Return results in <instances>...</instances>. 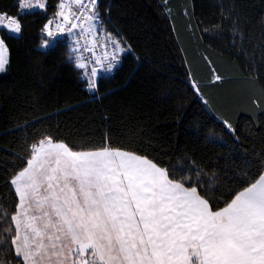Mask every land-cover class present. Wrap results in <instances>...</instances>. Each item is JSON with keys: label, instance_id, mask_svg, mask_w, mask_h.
Here are the masks:
<instances>
[{"label": "trees", "instance_id": "obj_1", "mask_svg": "<svg viewBox=\"0 0 264 264\" xmlns=\"http://www.w3.org/2000/svg\"><path fill=\"white\" fill-rule=\"evenodd\" d=\"M58 2L47 0L46 13L26 10L19 35L0 29L9 46L0 72L5 240L4 221L15 201L6 181L20 167L26 144L42 135L88 144L110 131L117 143H134L177 171L194 161L208 174L203 179L215 172L222 184L264 160V0H99L103 31L122 35L132 52L120 53L115 74L92 90L73 36L41 47L40 29ZM0 11L17 14V0H0ZM214 74L224 79L213 83Z\"/></svg>", "mask_w": 264, "mask_h": 264}, {"label": "snow or ice", "instance_id": "obj_2", "mask_svg": "<svg viewBox=\"0 0 264 264\" xmlns=\"http://www.w3.org/2000/svg\"><path fill=\"white\" fill-rule=\"evenodd\" d=\"M17 3L15 15L0 11V29L19 35L24 10L46 13L48 5ZM98 3L59 0L40 29L41 47L86 25L103 30ZM108 35L113 51L106 58L132 52L122 35ZM8 63L9 46L0 36V72ZM223 79L214 74L213 83ZM87 87L96 89L95 79ZM223 124L235 132L228 120ZM24 153L6 181L15 201L4 221L9 236H0V264H264V160L222 184L215 172L203 179L208 174L194 161L177 171L134 143H117L110 131L88 144L49 133L27 143Z\"/></svg>", "mask_w": 264, "mask_h": 264}, {"label": "built area", "instance_id": "obj_3", "mask_svg": "<svg viewBox=\"0 0 264 264\" xmlns=\"http://www.w3.org/2000/svg\"><path fill=\"white\" fill-rule=\"evenodd\" d=\"M66 2L71 4V0H66ZM72 7L75 10V5H72ZM76 31L75 47L80 63L84 65L83 68L86 72L88 83L91 79L97 81L100 78L112 77L120 65V54L118 61H112L110 56L105 57V52L111 53L113 51L108 33L101 30L99 25L93 30L81 31L77 29ZM111 39L114 38L111 37ZM50 45H53V41L50 42ZM109 63L113 64L111 69L108 68ZM93 68L97 69V75L95 77L91 76Z\"/></svg>", "mask_w": 264, "mask_h": 264}, {"label": "rangeland", "instance_id": "obj_4", "mask_svg": "<svg viewBox=\"0 0 264 264\" xmlns=\"http://www.w3.org/2000/svg\"><path fill=\"white\" fill-rule=\"evenodd\" d=\"M35 9H38V8H35ZM31 10V9H30ZM24 11H26V10H24Z\"/></svg>", "mask_w": 264, "mask_h": 264}, {"label": "crops", "instance_id": "obj_5", "mask_svg": "<svg viewBox=\"0 0 264 264\" xmlns=\"http://www.w3.org/2000/svg\"><path fill=\"white\" fill-rule=\"evenodd\" d=\"M32 10V9H31ZM87 28H88V26H87Z\"/></svg>", "mask_w": 264, "mask_h": 264}]
</instances>
